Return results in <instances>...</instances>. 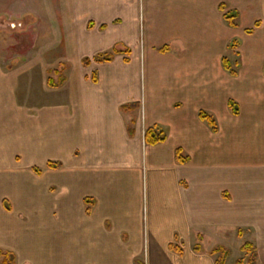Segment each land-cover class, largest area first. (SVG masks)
<instances>
[{"label":"crops","instance_id":"1","mask_svg":"<svg viewBox=\"0 0 264 264\" xmlns=\"http://www.w3.org/2000/svg\"><path fill=\"white\" fill-rule=\"evenodd\" d=\"M46 20L44 44L55 46L46 62L40 57L15 66L0 61V250L14 254L22 242L16 241L18 211L3 206L5 199H20L24 171L39 187L69 191L59 200L61 214L78 220L81 228L77 235L69 233L77 237V246H69L70 256L77 257L62 258L59 264H82L83 258L95 264H128L133 255L141 256L139 250L131 251L141 241L139 208L124 187L138 157L151 151L154 250L146 264H167V258L169 264H215L219 253L202 254V247L196 251L195 246L194 251L183 248L180 255L167 243L176 235H194L202 244L207 233L228 235L232 225H245L252 199L246 179L250 169L244 157L232 155H244L239 140L246 139L240 117L228 112L230 78L221 66L228 31L213 0H47ZM165 45L170 49L160 51ZM114 50L112 61L93 60ZM60 76L64 83L49 85V79L58 83ZM216 99L221 103L214 104ZM252 101L258 114L255 122L249 117L246 122L253 125L256 153H263L258 157L264 165V131L256 123L264 124V112L259 114L260 106ZM202 110L216 114L219 131L203 123ZM135 111L136 118L131 115ZM153 126L169 130L165 142L147 144L145 132ZM231 140L237 143L234 149ZM177 149L189 157L186 163L177 161ZM49 162L61 167L44 176L28 170ZM230 175L231 191H239L232 202L224 190ZM49 193L50 201L58 200ZM109 220L112 232L102 224ZM120 229L132 236V243L122 248L111 239Z\"/></svg>","mask_w":264,"mask_h":264},{"label":"rangeland","instance_id":"2","mask_svg":"<svg viewBox=\"0 0 264 264\" xmlns=\"http://www.w3.org/2000/svg\"><path fill=\"white\" fill-rule=\"evenodd\" d=\"M224 4L225 9L221 10L220 5ZM214 6L217 8V13L222 20L224 26V32L228 31L227 38L223 44V56L230 60L231 68L237 72L236 76H233L221 62L223 72L229 75V97L235 99L239 104L240 113L239 116L242 124V130L245 133V141L239 140L244 145V155L238 156L232 154L235 158L244 157L248 170V178L250 185L248 192L252 195V199L247 201L246 213H245V225L234 224L229 229L228 235L221 236V233L217 235L205 234L204 242L199 237L193 236H181V238L174 237L173 241L169 245V249L177 254L182 255L184 249H193L197 245H200L203 249L202 254H209L207 252L211 248L218 245L224 246L231 250V255L227 259L226 264H236V261L242 259L244 264H249L251 253L242 251V246L247 241L254 243L257 247L256 263L264 264V165L261 164L259 155L263 153H256L258 151L257 139L253 137L254 129L253 125L246 122L247 120L255 119L257 112L254 113L255 108L253 106V100L260 106L259 114L263 115L264 112V0H213ZM235 10L238 12V16L234 19L238 26L232 27L224 19V14ZM47 15V0H0V61H4L5 64L10 66L27 64L29 60L37 57L43 61L49 58L48 54L55 46L46 45L41 35L42 25L46 23ZM259 22L257 25L256 23ZM145 26V24H144ZM252 30V32H248ZM164 34V33H163ZM151 41V39L149 40ZM225 45V46H224ZM51 48H53L51 50ZM72 48V46H71ZM168 51L169 45L161 47ZM173 48L177 49L180 46L173 45ZM78 52V48L73 47ZM143 55V68L144 65ZM147 71V69H146ZM53 75V74H52ZM51 75V76H52ZM71 77L70 81L75 80L73 72H69ZM145 75L146 72L142 70V82L145 90ZM54 77H57L56 75ZM223 83L227 82L223 80ZM242 93L241 98L238 96ZM215 98L219 96L214 93ZM22 97L24 94L22 93ZM239 98V99H238ZM214 104L221 103V100H213ZM210 112V111H208ZM228 112L232 114L231 109ZM212 113V112H210ZM215 118L217 116L212 113ZM134 118L139 116V111H135L131 114ZM258 119V118H257ZM218 121V119H217ZM206 123L207 122H203ZM258 127L264 131V124L256 122ZM219 124V122H218ZM208 125V124H207ZM168 134L169 130L164 129ZM219 131V130H218ZM261 133V132H260ZM254 138V139H253ZM231 149L237 146L236 141L229 142ZM264 151V146L261 148ZM151 151L143 152L141 158L138 157L137 163L134 166L133 177L127 180L124 190L130 192L133 198L137 200L139 208V220L142 224L141 241L139 246L132 249V252L139 250V255H133L130 257L128 264H146L149 257L152 256L154 250L152 229V214L155 206V183L153 177V166ZM231 156V161L234 157ZM136 159V158H135ZM61 167V163L58 162V169ZM41 170L40 174L35 173L34 169H28L30 173L38 176H44L47 170L53 169L48 165L38 167ZM55 169V168H54ZM22 179L25 184V188L21 189L22 195L17 202L7 200L10 209L9 212L18 211L16 215V241H22L18 250H14L15 258L13 262L15 264H59L58 260L64 258V260H72L77 257L70 256L69 251L73 247L77 246V237H72L69 233L73 232V236L79 232L80 224H77L78 220L68 219V214L64 216L61 214L59 200L68 195L67 189L61 188H49L44 189L39 187V181L31 180L26 172H22ZM232 174V173H230ZM35 175V176H36ZM233 175V174H232ZM232 175L229 176V183L225 184L224 190L230 194L228 199L230 202L237 199L239 191H231L230 185L234 183ZM247 179V180H248ZM230 184V185H229ZM38 185L37 187H35ZM43 189L46 192H43ZM20 191V192H21ZM160 191H164L161 187ZM51 193L57 195V201L51 200ZM247 193V186L245 188ZM27 194V200L25 199ZM95 204L90 206L91 212ZM235 206V205H234ZM234 206L231 205L233 208ZM3 208L6 209L5 205ZM231 214H234L230 211ZM139 223V224H140ZM75 224V225H74ZM106 229L113 231V222L111 220L106 223H102ZM119 228V227H118ZM209 231V230H208ZM207 231V232H208ZM213 232L212 230H210ZM209 231V232H210ZM210 232V233H211ZM220 232V231H219ZM240 234V235H239ZM115 237L112 241H116L117 245L121 248L132 243V236L127 230H119L115 232ZM116 239V240H115ZM176 240V242H174ZM71 245V248L69 247ZM184 248V249H183ZM180 249L181 252L178 250ZM4 252L6 248L4 247ZM68 252H67V251ZM179 251V252H178ZM172 253V252H170ZM70 256V257H69ZM172 256V255H171ZM212 256V255H211ZM220 254L215 255V260ZM69 257V258H68ZM159 257L163 259V253L159 254ZM113 260V259H112ZM82 264H95L88 258L82 259ZM169 258L165 259L164 263L169 264ZM0 264H4L2 257L0 258ZM112 264H118L112 262Z\"/></svg>","mask_w":264,"mask_h":264},{"label":"trees","instance_id":"3","mask_svg":"<svg viewBox=\"0 0 264 264\" xmlns=\"http://www.w3.org/2000/svg\"><path fill=\"white\" fill-rule=\"evenodd\" d=\"M220 8H221V10L225 9V6H224L223 3L220 5ZM237 16H238V12L235 11V10H231V11H229V12L224 14V19L229 23L230 26L237 27L238 24L234 20ZM256 24L258 25L259 22H257ZM90 27H93V24H90ZM104 27L105 26H103V28ZM248 32H252V30H249ZM161 51H165V48H162ZM115 52H116V50H114L113 53H107V54H101V55L95 56L93 58V60H95L97 62L112 61L113 58H114V53ZM84 62H85V64H88L89 63V59H85ZM223 65H224L225 69H227L233 76L237 75V72L231 68L230 60L227 57L223 58ZM65 80L66 79L64 78V76H60L58 83L52 82L51 79H49L48 83H49L50 86L58 87L62 83H64ZM135 105L136 104H134L131 107H135ZM229 108L231 109V111H232V113L234 115H239V113H240L239 104L234 99H230L229 100ZM199 117L201 118V120L207 122L208 125L212 128V130L214 132L218 131L217 120L212 114L202 110L199 113ZM166 139H167V133L164 130H162L159 126H153V127L149 128V129H147L146 132H145V140H146L147 144L155 145V144H158V143H161V142H165ZM181 153H182V150L181 149H177V151H176V159H177V161L179 163H186L189 160V157H183ZM48 166L52 167V168H57L58 167V163L57 162H49ZM34 171L37 172V174L41 173V170L39 168H36V167L34 168ZM224 196L227 197V194L224 193ZM85 202L86 203H91V200L89 198H86ZM4 205H5L6 209H10V206H9V204H8L6 199L4 200ZM87 212L90 213V208L87 209ZM241 249L244 252H248V253L252 254V256L250 258V261H249V264H257L256 263L257 247H256V245L254 243L246 242V243L243 244ZM178 250L181 252L180 249H178ZM195 250L196 251H200V245H197L195 247ZM217 253H219L220 256L216 259L215 264H226L227 259L231 255V250L229 248L224 247V246H218V247L214 248L211 251L212 255H215ZM0 256H4V258L2 259L4 264H11V262L13 261V258H14V254L13 253H3L2 250H0ZM236 264H244V262H243L242 259H239V260L236 261Z\"/></svg>","mask_w":264,"mask_h":264}]
</instances>
